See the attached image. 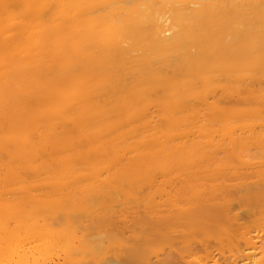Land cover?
I'll return each instance as SVG.
<instances>
[{"label": "bare ground", "instance_id": "1", "mask_svg": "<svg viewBox=\"0 0 264 264\" xmlns=\"http://www.w3.org/2000/svg\"><path fill=\"white\" fill-rule=\"evenodd\" d=\"M67 236L264 264V0H0V264Z\"/></svg>", "mask_w": 264, "mask_h": 264}, {"label": "rangeland", "instance_id": "2", "mask_svg": "<svg viewBox=\"0 0 264 264\" xmlns=\"http://www.w3.org/2000/svg\"><path fill=\"white\" fill-rule=\"evenodd\" d=\"M85 179V178H84ZM89 179V178H88ZM81 180V179H80ZM83 181V180H82ZM77 190V189H76ZM71 195H73L74 197L76 196L77 198L78 197H82L83 196V194H81V193H79L78 191H75L73 194H69V193H66V194H64V196H69V197H71ZM126 195V194H125ZM127 199V198H126ZM75 205H76V207L78 208V209H80V208H85V206H86V202H85V200H81V201H78V203H75ZM78 213H79V211H78ZM45 214H47V213H45ZM48 215V214H47ZM80 216V215H79ZM48 217V216H47ZM80 219L82 220V222H84L85 220H83V219H86V216H85V214L83 213V212H81V217H80ZM95 222H97V221H95ZM85 228V227H84ZM79 231V230H78ZM81 231V230H80ZM89 232H90V230H88ZM83 234H85V232H83V230L81 231ZM81 232H77V236L81 233ZM91 232H93V231H91ZM69 237L71 238V236H70V234H69ZM69 237L67 236L66 238L67 239H69ZM73 237V236H72ZM66 238H64V240L62 241V243L61 244H59L58 246H54V247H52V248H49L48 250H46V251H43L44 253H40L39 254V256L40 257H38V264H57V263H61V262H64L65 264H89V262H91L90 264H95V262H94V260L95 259H99V257H100V259L97 261V264H102L103 262H102V260L103 259H106V257H104V256H107V258H110V257H108V256H111V261L112 260H114L115 258L114 257H116V256H119V255H116L115 253H114V256H113V254L112 255H110L111 254V250L108 252L107 251V254L105 253V251L103 250V252H102V250L100 251V248H99V245H98V247L95 249V247H94V251L92 250V247L93 246H90L91 247V249H90V247L88 246V248L89 249H87V245L85 244V243H78V241H77V238L76 239H74V238H72V239H69V240H72V241H69V240H65ZM67 241V242H66ZM112 241V240H111ZM18 243V242H17ZM64 243H66V244H64ZM15 244V243H14ZM73 244V245H72ZM86 246H85V245ZM17 244H15V246H16ZM20 245V244H19ZM71 245V246H70ZM62 246V247H61ZM71 248H70V247ZM75 246V247H74ZM61 247V248H60ZM69 249H68V248ZM98 248H99V251H98ZM167 248V243L166 242H161L160 244H157V245H155V249H156V251L158 252V250H160V252H163V250L164 249H166ZM113 250V249H112ZM89 251H91V252H89ZM96 251V252H95ZM64 252V253H63ZM98 252H101L100 254L102 255L103 254V256H100V254H99V256H98ZM91 253V254H90ZM44 254V255H43ZM95 254H97V255H95ZM260 254V253H259ZM259 254H256L257 256H255V257H258V255ZM95 255V256H94ZM91 256V257H90ZM92 256H93V258H92ZM120 256H122V255H120ZM119 256V257H120ZM260 256V255H259ZM45 257V258H44ZM94 257H97V258H94ZM104 257V258H103ZM114 259H113V258ZM90 258H92V259H94V260H90L89 261V259ZM101 258H102V260H101ZM117 259V258H116ZM118 259H120V258H118ZM107 260V262L110 260V259H106ZM106 260H104L105 262L103 263V264H105L106 263ZM121 260V259H120ZM89 261V262H88ZM101 262V263H100ZM120 263V262H119Z\"/></svg>", "mask_w": 264, "mask_h": 264}]
</instances>
